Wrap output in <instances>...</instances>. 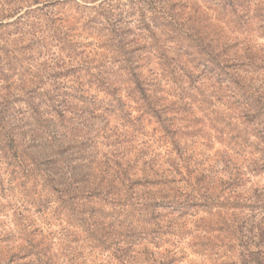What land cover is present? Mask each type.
<instances>
[{
  "label": "trees",
  "instance_id": "obj_1",
  "mask_svg": "<svg viewBox=\"0 0 264 264\" xmlns=\"http://www.w3.org/2000/svg\"><path fill=\"white\" fill-rule=\"evenodd\" d=\"M261 178L264 0H0V264H264Z\"/></svg>",
  "mask_w": 264,
  "mask_h": 264
},
{
  "label": "rangeland",
  "instance_id": "obj_2",
  "mask_svg": "<svg viewBox=\"0 0 264 264\" xmlns=\"http://www.w3.org/2000/svg\"><path fill=\"white\" fill-rule=\"evenodd\" d=\"M262 183H264V178H261L260 180H258V184H262ZM190 259L193 260L194 258L191 257ZM182 264H186V261L182 262Z\"/></svg>",
  "mask_w": 264,
  "mask_h": 264
}]
</instances>
